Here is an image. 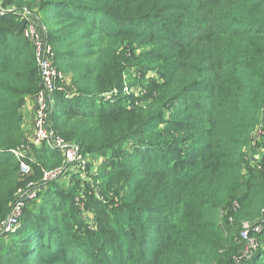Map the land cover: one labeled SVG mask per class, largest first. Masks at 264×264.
Segmentation results:
<instances>
[{"label":"trees","instance_id":"trees-1","mask_svg":"<svg viewBox=\"0 0 264 264\" xmlns=\"http://www.w3.org/2000/svg\"><path fill=\"white\" fill-rule=\"evenodd\" d=\"M0 4L14 10L0 14V225L23 189L68 171L21 125L42 88L25 9L63 76L49 125L106 158L95 187L70 171L68 186L39 189L20 228L1 236L0 264H264V141L249 158L264 138V0ZM132 70L144 89L127 98ZM102 96L112 104L98 111ZM244 231L257 245L245 259Z\"/></svg>","mask_w":264,"mask_h":264},{"label":"built area","instance_id":"built-area-1","mask_svg":"<svg viewBox=\"0 0 264 264\" xmlns=\"http://www.w3.org/2000/svg\"><path fill=\"white\" fill-rule=\"evenodd\" d=\"M14 10H6L3 9L0 5V14L5 15L13 12ZM28 15V14H27ZM41 33H43L38 28L31 26L30 22L27 25L26 29L24 30V35L31 41H36L38 51H37V61L40 69V76H41V84L42 88L34 100L36 103L35 109V138L34 143L36 145H42L46 143L51 149L55 151L62 152L66 158V165L68 166L67 170L69 169L72 171L73 167H71L72 163L82 159L80 156H83L80 149L76 147L72 143H67L60 137H58L54 130L49 125L50 115L49 111L52 109L51 104L55 105L54 94L57 91L56 82L60 80L63 76L61 73L53 65V58L54 52L52 47L48 44L46 38L41 37ZM45 33V32H44ZM263 135L262 130H258L256 135L258 138ZM17 155V154H16ZM18 159H22L23 155L18 154ZM22 162V160H21ZM22 166L26 168L24 163L21 165V172ZM71 167V168H69ZM65 170V169H64ZM63 169H59L53 172H46L43 177V184L47 182H51L56 175H61L64 171ZM30 171V170H29ZM29 171H26L28 173ZM73 172V171H72ZM24 174V173H22ZM24 174V175H29ZM32 185V184H31ZM39 190L38 187L34 190L37 193ZM23 209V202H16V204L12 208V212L8 219L4 221L0 225V238L2 235L14 232L19 225V217L21 216ZM244 236H247V232L244 233Z\"/></svg>","mask_w":264,"mask_h":264},{"label":"rangeland","instance_id":"rangeland-1","mask_svg":"<svg viewBox=\"0 0 264 264\" xmlns=\"http://www.w3.org/2000/svg\"><path fill=\"white\" fill-rule=\"evenodd\" d=\"M24 13L26 16H30L31 18H33V20L30 21L31 26L41 30L43 32V33H41V37L46 38V40H47V36L44 33L46 28L44 27V24L40 21V19L37 16H35L34 14H32L31 11H29V10L25 9ZM31 44L33 45V50L35 51V54L37 55L38 47H37L36 41H31ZM36 58H37V56H36ZM37 63H38V61H37ZM153 78L156 79V76L154 74L150 73L147 76V79L145 80V82L147 80L153 79ZM123 88H124L125 97H127V98H129L130 96H133V95L139 96L142 93L144 87L142 86V84H140L139 75H138L137 71L132 70V71H130V73L126 74ZM110 102H111L110 97H106V96L98 97L96 99L97 110L98 111L102 110V107L106 108L108 106V104H112ZM51 106H52V109H50L49 115L52 114L54 111V105L51 104ZM35 109H36V103L34 101L33 105H31V107H28L25 105L24 108L21 110V116L23 118L21 125H22V128L24 129V131H26V133L28 134L29 142H33L34 138H35V129H34L35 118H36ZM263 134H264V130H263ZM263 141H264V138H261L258 140L255 139L254 142L252 143V145L250 146V148H251L250 151L252 150V151L256 152V154H253V152L251 151L250 157H249L251 160L257 162V160L260 159V155L257 154V152L259 150H261V146H263ZM26 150L22 147V149H20V151H18L19 153H17V154L26 155L24 152ZM30 154H32L33 158L35 157L34 153H30ZM82 155L83 156H80V158H82V159H79V160L72 163V165H71V167H73L72 171L75 173H78L79 176L82 178V180L91 183L92 186L95 187V183H96L95 181L99 180L100 169L106 163V158L101 157L99 154H96V153H91V154H86V155L82 154ZM108 155H110V153H108ZM21 160H22L21 165H22V163H24V165L26 166V168L22 166V173L28 174L30 172L29 170H31V169L28 166V163L26 162V158L25 159L23 158ZM71 167H69V168H71ZM26 171H29V172L26 173ZM69 172H70V170L68 169L66 174H64V172H62L61 175L57 174L56 177L51 182H47L46 184H43V185H39V186L37 185L36 186V185H34V183H32V185H29L27 189H23L19 193L20 196H18L17 203L23 202V208H24L27 204V201L37 200L39 193H38V191H37V193L34 192L36 187H39V189H40L39 192H43L46 189V187L49 185V183H52V182H58L59 184H62L63 186H68L69 185L68 182L71 181V179L73 178V177H71V175L68 176ZM244 173L247 174L246 169H244ZM62 175L67 176V178H64ZM29 176H30V174H29ZM62 180H64V182H62ZM45 185H47V186H45ZM78 199H80V198L78 197ZM81 205H83V204L81 203ZM23 212L24 211L22 209L21 216L19 217V225L16 227L17 228L16 230H18V228H20V220L23 218V214H24ZM83 216H85V212L83 213ZM259 228L261 229L262 227L260 226ZM16 230L14 232H11V234H14L16 232ZM245 232H247V231L243 232V236H244ZM243 238L248 240V242H249L248 250L246 251L244 259L250 258L252 256V254L254 253L253 250L256 248L257 245L255 244L254 241L248 239L249 238L248 232H247V236L246 237L244 236ZM1 244L2 243L0 242V245Z\"/></svg>","mask_w":264,"mask_h":264},{"label":"crops","instance_id":"crops-1","mask_svg":"<svg viewBox=\"0 0 264 264\" xmlns=\"http://www.w3.org/2000/svg\"><path fill=\"white\" fill-rule=\"evenodd\" d=\"M33 103H34V100H29V101L26 103V106L31 107V105H33Z\"/></svg>","mask_w":264,"mask_h":264}]
</instances>
